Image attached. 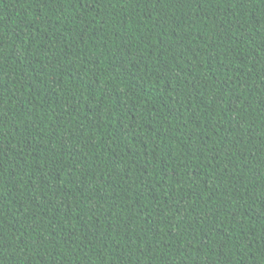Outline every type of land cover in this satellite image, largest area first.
<instances>
[{
    "label": "trees",
    "instance_id": "obj_1",
    "mask_svg": "<svg viewBox=\"0 0 264 264\" xmlns=\"http://www.w3.org/2000/svg\"><path fill=\"white\" fill-rule=\"evenodd\" d=\"M0 264H264V0H0Z\"/></svg>",
    "mask_w": 264,
    "mask_h": 264
}]
</instances>
